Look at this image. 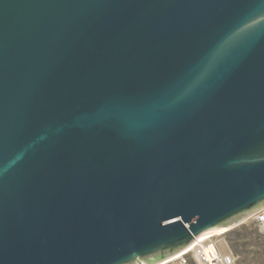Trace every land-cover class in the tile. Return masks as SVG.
<instances>
[{"label":"water","instance_id":"water-1","mask_svg":"<svg viewBox=\"0 0 264 264\" xmlns=\"http://www.w3.org/2000/svg\"><path fill=\"white\" fill-rule=\"evenodd\" d=\"M263 209L264 0H0V264H163Z\"/></svg>","mask_w":264,"mask_h":264},{"label":"built area","instance_id":"built-area-1","mask_svg":"<svg viewBox=\"0 0 264 264\" xmlns=\"http://www.w3.org/2000/svg\"><path fill=\"white\" fill-rule=\"evenodd\" d=\"M260 231L264 233V209L252 217ZM226 233L197 239L188 252L163 264H240V257L232 250ZM264 264V263H263Z\"/></svg>","mask_w":264,"mask_h":264},{"label":"rangeland","instance_id":"rangeland-1","mask_svg":"<svg viewBox=\"0 0 264 264\" xmlns=\"http://www.w3.org/2000/svg\"><path fill=\"white\" fill-rule=\"evenodd\" d=\"M232 250L240 257V264L264 263V233L252 218L231 228L226 234ZM191 264H195L192 260Z\"/></svg>","mask_w":264,"mask_h":264},{"label":"bare ground","instance_id":"bare-ground-1","mask_svg":"<svg viewBox=\"0 0 264 264\" xmlns=\"http://www.w3.org/2000/svg\"><path fill=\"white\" fill-rule=\"evenodd\" d=\"M230 229H227V230H221V231H216V232H211V233H208V234H206V235H204L203 237H205V236H216V235H221V234H224V233H226V232H228ZM191 249V247H189V248H187L185 251H183L182 253H185V252H188L189 250ZM181 253V254H182ZM180 255V254H179ZM178 255V256H179Z\"/></svg>","mask_w":264,"mask_h":264}]
</instances>
